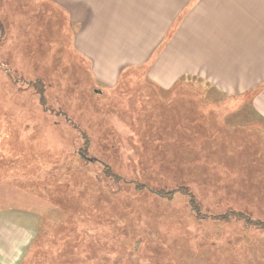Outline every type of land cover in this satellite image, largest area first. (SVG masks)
<instances>
[{
  "label": "rangeland",
  "instance_id": "1",
  "mask_svg": "<svg viewBox=\"0 0 264 264\" xmlns=\"http://www.w3.org/2000/svg\"><path fill=\"white\" fill-rule=\"evenodd\" d=\"M73 37L48 0H0V223L28 236L18 264H264V81L226 95L180 72L166 91L147 64L106 88Z\"/></svg>",
  "mask_w": 264,
  "mask_h": 264
},
{
  "label": "crops",
  "instance_id": "2",
  "mask_svg": "<svg viewBox=\"0 0 264 264\" xmlns=\"http://www.w3.org/2000/svg\"><path fill=\"white\" fill-rule=\"evenodd\" d=\"M48 1L66 14L73 49L90 61L91 75L106 88H115L130 68L147 64L145 76L166 91L180 72L204 77L226 95L264 81V32L252 31L264 24V0ZM256 97L264 117V90ZM0 232L15 237L11 242L10 235H0V264L20 263L28 236L6 223H0Z\"/></svg>",
  "mask_w": 264,
  "mask_h": 264
}]
</instances>
